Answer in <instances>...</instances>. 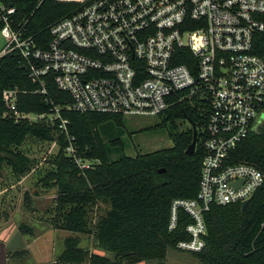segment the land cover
I'll return each instance as SVG.
<instances>
[{
    "label": "built area",
    "instance_id": "1",
    "mask_svg": "<svg viewBox=\"0 0 264 264\" xmlns=\"http://www.w3.org/2000/svg\"><path fill=\"white\" fill-rule=\"evenodd\" d=\"M72 13L48 29L41 47L24 25L15 29L16 8L0 2V30L6 47L0 56L19 51L29 78L47 95V79L67 93L71 104L51 101L49 118L82 169L91 167L75 154L62 110L128 116H159L176 104L196 98L207 113L197 197L175 200L170 229L178 210L193 219L191 240L182 250L205 247L204 214L213 206L241 204L264 186L257 167L232 163V152L264 125V55L255 38L264 33V0H75ZM178 59L186 60L177 63ZM16 89L4 90L7 113L17 119ZM206 102L208 108H206Z\"/></svg>",
    "mask_w": 264,
    "mask_h": 264
},
{
    "label": "trees",
    "instance_id": "2",
    "mask_svg": "<svg viewBox=\"0 0 264 264\" xmlns=\"http://www.w3.org/2000/svg\"><path fill=\"white\" fill-rule=\"evenodd\" d=\"M0 2L16 8L15 29L25 24L26 35L34 36L41 47L47 46L50 26L79 7L75 0ZM255 53L264 55V33L255 38ZM186 62L177 60L179 64ZM47 81V95L36 93L41 88L29 78L21 53L0 56V170L9 169L19 182L34 168L33 161L21 151L25 142L32 139L55 143L57 152L39 169L42 186L57 189L54 226L92 236L94 246L106 253L90 252L81 246L78 236H69L56 258L57 264H166L170 251L187 253L200 264H264V186L245 210L241 204H231L213 206L204 214L207 232L203 237L205 247L199 252L178 247L180 242L191 240L186 229L193 219L183 209L178 210L176 227L170 229L173 202L195 199L199 191L203 128L208 115L196 108V98L178 103L158 116L164 119L157 129L171 124L175 131L171 134L172 148L134 157L125 153L121 138L123 116L62 110L70 135L75 138V154L92 163L89 169L82 170L74 156L66 152L69 142L56 121L29 118L50 114L51 101L61 107L71 104L70 96L57 89L52 77ZM8 89L20 92V119L7 113L4 106L2 94ZM186 120L191 127L177 131V122ZM194 127L198 132L197 146L188 155ZM113 154L120 155L113 158ZM231 155L232 163L251 164L264 173V125ZM26 199L31 201L28 194ZM99 202L107 203L109 210L94 224L89 214ZM20 232L32 235L27 227H20ZM26 256V251L12 254L16 260Z\"/></svg>",
    "mask_w": 264,
    "mask_h": 264
},
{
    "label": "rangeland",
    "instance_id": "3",
    "mask_svg": "<svg viewBox=\"0 0 264 264\" xmlns=\"http://www.w3.org/2000/svg\"><path fill=\"white\" fill-rule=\"evenodd\" d=\"M6 43L0 34V54ZM163 119L157 116L124 117L121 138L125 143L126 155L134 157L138 153L146 154L172 148L171 134L175 131L171 124L164 129L156 128ZM261 120L264 122V115ZM190 127L187 120L177 122L179 132ZM21 151L34 164L28 176L16 182L9 169L0 170V264H57L56 258L64 248L65 238L69 236H78L81 246L90 252L105 255L106 253L94 246L92 236L73 234L54 226L57 189L42 186L39 169L44 165L45 159L57 152L56 144L28 139ZM119 155L113 154L112 157L117 158ZM27 194L31 198L29 203ZM108 210L107 203L99 202L90 211L89 217L95 224ZM20 227H27L32 235L21 233ZM17 251H26L27 256L23 260H16L12 254ZM166 264L200 263L187 253L170 251Z\"/></svg>",
    "mask_w": 264,
    "mask_h": 264
},
{
    "label": "water",
    "instance_id": "4",
    "mask_svg": "<svg viewBox=\"0 0 264 264\" xmlns=\"http://www.w3.org/2000/svg\"><path fill=\"white\" fill-rule=\"evenodd\" d=\"M197 138H198V132L197 130L195 129L194 127V130H193V141L191 143V145L189 146L188 150H187V154L188 155H192L196 149V146H197ZM165 169H161L160 172H164ZM252 199L248 200V201H245L244 203H242V209L245 210L248 206V204L251 202Z\"/></svg>",
    "mask_w": 264,
    "mask_h": 264
},
{
    "label": "flooded vegetation",
    "instance_id": "5",
    "mask_svg": "<svg viewBox=\"0 0 264 264\" xmlns=\"http://www.w3.org/2000/svg\"><path fill=\"white\" fill-rule=\"evenodd\" d=\"M4 264H5V262H4Z\"/></svg>",
    "mask_w": 264,
    "mask_h": 264
}]
</instances>
